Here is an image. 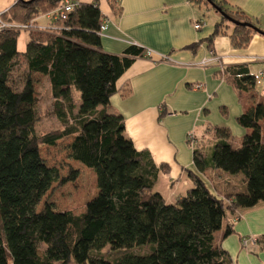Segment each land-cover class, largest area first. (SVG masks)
<instances>
[{
	"label": "trees",
	"instance_id": "trees-1",
	"mask_svg": "<svg viewBox=\"0 0 264 264\" xmlns=\"http://www.w3.org/2000/svg\"><path fill=\"white\" fill-rule=\"evenodd\" d=\"M63 1L16 0L2 19L37 23ZM190 1L220 14L206 38L210 49L217 36L244 49L264 31L258 19L227 0ZM108 2L115 14L121 12L118 0ZM105 20L99 0L78 1L56 22L57 29L27 31L24 50L18 48L21 30H0V264H233L228 251L215 244V233L224 229L229 236L234 232L229 213L264 202V99L237 117L251 129L239 143L227 128L215 127L214 144L194 148L199 173L188 169L194 186L169 204L155 185L170 166L157 165L148 149H137L124 116L110 110L117 81L147 49L132 44L122 54L104 50ZM34 73L48 78L51 112L60 123L39 133ZM218 74L253 94L257 76L248 65L223 66ZM67 138L70 157L93 170L97 180L96 195L79 214L48 201L38 209L53 183L79 177L70 167L60 178L41 153ZM209 170L240 175L245 188L235 190L228 178L225 190L215 193L201 175Z\"/></svg>",
	"mask_w": 264,
	"mask_h": 264
},
{
	"label": "crops",
	"instance_id": "crops-1",
	"mask_svg": "<svg viewBox=\"0 0 264 264\" xmlns=\"http://www.w3.org/2000/svg\"><path fill=\"white\" fill-rule=\"evenodd\" d=\"M118 1L121 12L115 14L108 0H99L108 21L101 34L103 49L122 54L137 44L152 55L137 58L117 81L110 110L124 116L127 134L137 149H148L157 165L170 166L168 173H159L155 190L174 204L194 186L188 174V169L198 172L194 148H210L215 127L227 128L237 143L251 132L237 117L264 99V88L258 86V76L264 82L259 74H264V35L256 34L244 49L232 47L227 36H217L214 49H210L206 38L221 18L214 9L190 0ZM227 2L258 19L264 28V0ZM196 43L195 49L189 48ZM238 64L248 65L257 76L252 95L240 92L218 74L221 67ZM262 126L264 133V122ZM201 175L210 186L215 185V193L225 190L228 178L235 190L245 188L240 175L229 176L219 170ZM228 219L234 232L224 237V229L217 231L215 244L228 251L233 264H264V202L238 208Z\"/></svg>",
	"mask_w": 264,
	"mask_h": 264
},
{
	"label": "rangeland",
	"instance_id": "rangeland-1",
	"mask_svg": "<svg viewBox=\"0 0 264 264\" xmlns=\"http://www.w3.org/2000/svg\"><path fill=\"white\" fill-rule=\"evenodd\" d=\"M12 1L13 0H0V13L5 11L4 8ZM209 10L212 9L209 8ZM205 11H208L207 8ZM38 22L40 24H46L49 20L45 16H41L38 18ZM27 42L28 33L27 31H22L19 37L18 48L24 50ZM23 67L22 65L20 70L14 73L15 77H19ZM33 76L35 80L36 96L38 98L37 108L41 116L36 126V132L39 133L58 128L60 126L59 120L51 112L52 97L48 78L40 73H34ZM260 85L264 88V82L261 80V77L258 76V86L261 88ZM75 95L77 102L80 103L78 92L75 91ZM69 143L70 139L67 138L66 140L58 142L56 146L42 147L41 153L49 165L59 169L60 178L68 176L70 167L79 170V177L75 181L66 182L63 185H60L59 181L53 183L50 190L44 196L42 203L38 205V209H41L44 202L48 201L52 202L59 210H71L75 214H79L84 211L87 200L94 197L98 191L94 171L70 157Z\"/></svg>",
	"mask_w": 264,
	"mask_h": 264
},
{
	"label": "built area",
	"instance_id": "built-area-1",
	"mask_svg": "<svg viewBox=\"0 0 264 264\" xmlns=\"http://www.w3.org/2000/svg\"><path fill=\"white\" fill-rule=\"evenodd\" d=\"M77 4H78L77 0H64L56 9L44 15L49 20V22L46 24H40L38 21L37 23H35L34 20H31L27 23L5 21L4 19H2V12H1L0 13V30H6V29H16V30H21V31H30L32 29L55 30L57 29L56 22L65 19L67 17V14ZM107 26H108V21L105 20L101 26V30H100L101 34L107 29ZM195 27L199 28L200 24H196ZM151 55H152V51L147 50L145 53V56L150 57ZM259 74L264 78L263 71H260Z\"/></svg>",
	"mask_w": 264,
	"mask_h": 264
},
{
	"label": "water",
	"instance_id": "water-1",
	"mask_svg": "<svg viewBox=\"0 0 264 264\" xmlns=\"http://www.w3.org/2000/svg\"><path fill=\"white\" fill-rule=\"evenodd\" d=\"M218 11H221V9H218ZM223 13V12H222ZM223 15H225L224 13H223ZM228 19H231V18H229V17H227ZM232 20V19H231ZM235 23V22H234ZM260 33H262L263 35H264V31H262L261 29H259L258 30Z\"/></svg>",
	"mask_w": 264,
	"mask_h": 264
}]
</instances>
